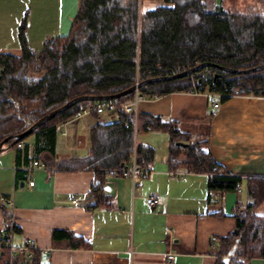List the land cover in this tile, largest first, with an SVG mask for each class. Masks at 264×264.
I'll list each match as a JSON object with an SVG mask.
<instances>
[{
    "label": "trees",
    "instance_id": "16d2710c",
    "mask_svg": "<svg viewBox=\"0 0 264 264\" xmlns=\"http://www.w3.org/2000/svg\"><path fill=\"white\" fill-rule=\"evenodd\" d=\"M210 1L161 0L141 10L139 0H78L68 33L46 37L38 50L27 42L24 14L17 31L20 53H0V140L8 137L4 145L13 146L34 134L46 152L45 160L52 159L56 124L91 100L73 104L16 142L13 136L74 96L117 93L134 83L136 70L143 79L165 75L167 68L178 67L177 72L202 61L234 68L264 63V11L253 7L230 10L210 5ZM187 90L217 93L219 101L232 94L264 96V68L232 73L208 66L141 88L145 94ZM137 128L166 132L169 169L207 174L209 191H236L244 182L248 200L235 202L234 227L218 236L214 264H250L252 257H264V215L255 212L264 199V177L243 178L229 172L212 156L207 135L192 137L179 129L175 119L137 112ZM132 135V115L122 112L117 122L96 123L90 128V148L85 155L63 157L54 163L64 169L92 170L90 206H109L110 197L103 191L105 174L125 164ZM136 148L137 161L144 167L150 165L154 147L139 142ZM0 208L5 222L3 240L7 242L16 227L1 201ZM52 237H64L68 246L88 244L63 229H54ZM0 247V264H49L41 261L39 249L32 248L29 256L23 252L11 258L5 242Z\"/></svg>",
    "mask_w": 264,
    "mask_h": 264
},
{
    "label": "crops",
    "instance_id": "0c3cea01",
    "mask_svg": "<svg viewBox=\"0 0 264 264\" xmlns=\"http://www.w3.org/2000/svg\"><path fill=\"white\" fill-rule=\"evenodd\" d=\"M139 1L141 10L161 2L148 6L151 0ZM77 5L78 0H0V53H20L17 31L24 14L27 42L38 50L46 37L68 33ZM214 99L218 97L207 90L170 91L145 97L137 112L175 119L192 137L207 135L212 156L229 172L264 177V96L232 94L213 110ZM107 122V114L92 113L68 124L66 134L56 133L52 159L45 160L46 152L34 134L21 141V147L0 151V196L11 197L12 204L0 201L16 227L8 241L20 245L32 238L33 248L42 252L41 261L49 264H163L169 226L174 264H214L218 236L234 227L235 202L248 200L244 182L236 191H209L205 173L178 168L171 176L161 142L166 134L160 132H166L151 129L140 131L139 139L155 150L148 175L133 183L107 172L103 191L110 205L92 207L88 191L94 172L59 168L54 162L85 155L90 128ZM33 160L45 166H31ZM28 179L33 180L31 186ZM148 195L156 196L155 205L146 202ZM255 212L264 215V199ZM4 229L0 208V245L6 243ZM54 229L68 230L88 244L68 246L64 237H52ZM250 264H264V257H252Z\"/></svg>",
    "mask_w": 264,
    "mask_h": 264
},
{
    "label": "built area",
    "instance_id": "2783aa9c",
    "mask_svg": "<svg viewBox=\"0 0 264 264\" xmlns=\"http://www.w3.org/2000/svg\"><path fill=\"white\" fill-rule=\"evenodd\" d=\"M177 68H167L165 69L166 73H175ZM178 72V71H177ZM141 80L140 74L138 70H136L134 75V84H137ZM141 87H135L132 91L131 96L129 97H113L108 99H101V100H95L90 102L89 104L77 109L75 112L72 113L71 116L64 119L63 121L56 124L55 129L56 132L59 134H66V126L70 123L75 122L79 118L88 115V114H107L109 116L110 121L117 122L120 119L121 113L125 114H131L132 115V148L130 152L129 158L126 160L125 164L122 165L120 168L112 169L109 172V174H112L114 176H122V177H128L132 180L133 183L137 182L141 177L147 176L149 173V168L142 166L137 161V140H136V134H137V104L145 97L149 98H155L158 94L152 93V94H145L141 91ZM210 95L214 97H218L219 94L210 92ZM220 104V101L218 99H214L211 101V108L215 110ZM18 147L22 146L21 142H18L16 144ZM31 166H38V167H44L45 163L43 161L39 160H33L31 162ZM175 174V171L171 170L170 175L173 176ZM28 186H31L33 184V180L28 179L27 181ZM240 187L238 188V190ZM0 200L3 201L6 205L12 204V198L9 196H0ZM146 202L149 205H155L157 203V198L155 195H148L145 198ZM165 234H166V243L167 246L165 248V251L163 252V264H174V256L175 252L172 248L173 241H172V235H171V229L169 226L165 227ZM5 245L8 246L10 251V257L12 258L17 253H26L27 256L30 255V250L35 246L34 240L30 237H26L22 244L15 245L11 242H6ZM214 247V244H212Z\"/></svg>",
    "mask_w": 264,
    "mask_h": 264
},
{
    "label": "water",
    "instance_id": "95a60500",
    "mask_svg": "<svg viewBox=\"0 0 264 264\" xmlns=\"http://www.w3.org/2000/svg\"><path fill=\"white\" fill-rule=\"evenodd\" d=\"M208 66H214L217 69L232 72V73H248V72H253V71L263 69L264 63L256 64V65L250 66L248 68H234V67H230V66L219 65L217 63L210 62V61H202V62L195 64L194 66L188 67L184 70H181V71H178V72H175L172 74H165V75L143 78L137 84L133 83L131 86H129V87L117 92V93H114V94H105V95L80 94V95L74 96V97L66 100L60 106L50 110L49 112H47V113L43 114L42 116H40L39 118H37L34 122H32L29 126H27L23 131H21L18 134H15V136H13L14 137L13 142H16L17 140L25 137L26 135L31 133L33 130H35L37 127H39L40 125L45 123L47 120H49L53 116L63 112L65 109L69 108L73 104L80 102L82 100L95 101V100H101V99H108V98L123 96V95L133 91L135 87L145 86L148 83L155 82V81H161V80H167V79H173V78L181 77V76L190 74L192 72L198 71L202 68H206ZM7 139H8V137H4L3 139L0 140V151H2L4 148L7 147V145L6 146L3 145ZM177 143L185 145V143H183V142H177Z\"/></svg>",
    "mask_w": 264,
    "mask_h": 264
},
{
    "label": "rangeland",
    "instance_id": "374dc122",
    "mask_svg": "<svg viewBox=\"0 0 264 264\" xmlns=\"http://www.w3.org/2000/svg\"><path fill=\"white\" fill-rule=\"evenodd\" d=\"M158 0H151L147 2L148 6H152L156 3H158ZM217 3L219 5H222L225 9H230V10H244L249 7H253L257 9L258 11H264V0H217ZM145 3L143 4V6ZM161 134H166V137L161 139V142H163V148H166L167 150V141H168V136L167 133L160 132ZM167 138V140H166ZM136 139L137 141L140 142V131L137 132L136 134ZM160 142V138L158 140Z\"/></svg>",
    "mask_w": 264,
    "mask_h": 264
}]
</instances>
